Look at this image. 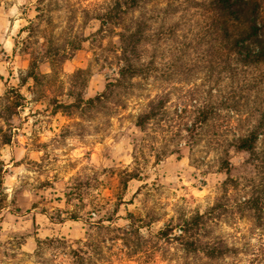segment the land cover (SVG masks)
Listing matches in <instances>:
<instances>
[{
  "label": "clouds",
  "instance_id": "obj_1",
  "mask_svg": "<svg viewBox=\"0 0 264 264\" xmlns=\"http://www.w3.org/2000/svg\"><path fill=\"white\" fill-rule=\"evenodd\" d=\"M93 0H0V174L6 178L0 180V198L11 201L17 191L25 183L35 187L38 182L47 178L52 167L58 172H64L72 160L70 155L72 140L76 138L82 143L91 145L99 134H88V117L76 124L65 126L61 132H56L50 123L51 113L39 107L42 103L43 89L37 81L55 80L57 70L55 66L49 67L47 72L38 67L23 64L22 53L26 47H35L33 28L41 22H51L57 32H68L76 24L75 12L81 4H88ZM110 7L106 9L101 21L105 24L118 13L127 12L132 7H138L135 13L138 20L129 35L137 32L143 33L145 39L159 41L160 37L171 36L175 38L177 28L184 29L185 35L191 33L190 39H196L199 32L193 31L190 23L197 16L194 6L201 9L218 8L220 0H109ZM117 5L119 7H117ZM242 11L238 14L226 13L223 17L229 27L231 39L229 46L235 51V56L225 62L229 75L218 77L216 83L207 88V96L202 95L207 81L200 75L204 65L193 63L188 67L184 55L191 44L186 45L182 54H175L170 49H162L156 43L148 58L138 56L132 58L130 64L124 65V75L117 74L109 79L113 83L119 79L122 83L129 77L140 74L152 80L135 81L136 87L145 86L143 95L145 100L132 105L129 117L134 124L145 128L160 108V102L165 90L173 93L168 101L171 108L176 102V96L181 95L164 80L183 78L191 81L189 96H195L201 102V119L206 120L210 112H223L232 123L227 125L223 132L222 145L225 153L231 149L245 151L248 160L255 163L261 161L256 175L264 180V151H257V145L264 142V0H239ZM29 9L31 14H29ZM200 15H204L203 12ZM7 23H4V22ZM210 21L205 18L200 23L202 29ZM247 27L243 30L240 25ZM99 27V23L93 26ZM200 49L197 47V52ZM21 59L18 61L17 57ZM204 59L203 56L200 57ZM6 61V63L4 62ZM240 65H248L256 69L252 76L244 74ZM239 71V75L237 74ZM183 74L182 76L180 74ZM160 89V92H154ZM50 99V98H49ZM109 100L123 103L113 93V87L107 83L105 87L92 95L83 94L79 89H72V95L61 99L57 105L62 111L71 114L79 111L82 115L93 108L105 111V119L111 114L105 108ZM199 107V105H198ZM132 139L127 142L123 154L116 163L124 172L126 180H132L128 195L124 197L123 212L118 214L116 222L112 225L120 228H132L138 236L147 241L152 235L151 225L155 223L156 229L169 238L189 231L194 225L205 218L208 209L197 207L198 198L192 203L182 199L183 192L177 189L187 188L185 180L191 181L195 177L197 187L200 184V173L210 170L216 163L218 145L209 137L194 136V131L185 129L180 137L174 140H165L163 137L155 144L154 154L143 163L139 160V148L143 143L132 131L127 133ZM5 136L8 143H5ZM143 141L152 147L153 135L145 132ZM48 146L44 151L39 148ZM37 150L36 157L31 154ZM185 149L188 151L185 152ZM181 157L182 167L175 169L176 157ZM49 157H52L50 160ZM60 164H56V160ZM79 159H82L80 157ZM90 166L95 161H86ZM224 163L231 167V161L225 156ZM179 171L174 184H169L167 177ZM143 172V176L138 173ZM225 181L231 182L228 176ZM137 189L140 194L136 196V203L129 206L127 201ZM212 186L209 185L211 191ZM209 191V195H210ZM149 200L151 203L149 204ZM251 201V202H250ZM246 207L256 208L255 225L247 232L237 234V230L227 227L219 228L214 233H205L209 239L205 241L207 250L211 254L219 251H243L246 255L240 257L243 264H264V197L245 200ZM213 201L209 200V206ZM133 213L129 218L127 213ZM138 214L145 215V224L135 223ZM100 219L94 213L92 223ZM231 222V221H230ZM23 231L17 226L11 233L5 231L0 235V264H51L54 259L52 252L45 250L42 245L33 247L20 240L18 233ZM204 240V236L200 237Z\"/></svg>",
  "mask_w": 264,
  "mask_h": 264
},
{
  "label": "rangeland",
  "instance_id": "obj_2",
  "mask_svg": "<svg viewBox=\"0 0 264 264\" xmlns=\"http://www.w3.org/2000/svg\"><path fill=\"white\" fill-rule=\"evenodd\" d=\"M108 3L109 0H93L91 3L81 4L76 9L74 16L76 24L71 31L57 32L52 28L50 21L41 22L38 27L33 28L35 47L28 46L23 51L24 65H28L33 52L45 44L44 37H52L54 42L62 43L67 52L64 56L68 57L55 65L57 70L55 80L37 83L43 89L42 103L38 106L51 113L50 123L56 132H61L65 126L76 124L88 117L89 119L85 121L88 128L84 131L89 135L93 132L99 134V139L87 145L73 138L70 151L72 160L66 171L58 172L52 167L47 178L38 182L35 187L25 183L11 201L0 198V235L5 231L11 233L19 226L23 229L18 233L21 241L33 247L42 245L45 250L52 252L54 259L51 264H243L240 257L246 253L242 250L228 251L224 256L215 258H208L200 251L187 252L182 247L179 233L169 238L156 229L155 223L151 225L152 235L147 241L142 240L132 228L112 226L118 214L124 210V197L128 195L132 184V180L123 184L124 172L116 163L125 151L127 142L132 139L126 134L132 131H135L144 145L139 148V160L142 163L150 155L152 159H156L154 147L162 137L165 140H174L180 137L183 130L192 127V124L195 125L193 138L202 134V138L209 137L219 146L216 163L210 170L200 173L202 187H197L193 177L191 181L185 180L189 187L177 189L178 192H183L181 198L186 203L189 197L192 203L202 198L197 207L208 209L205 213L206 219L202 218L199 231V236H204L203 245L209 239V235L205 233H214L225 225L237 230L238 235L255 225L256 210L246 207L243 201L254 195L253 192L257 190H260V196L264 197V180L256 175L259 168L258 160L253 163L248 160L245 151H237L234 148L228 153L224 152L222 135L232 121L227 119L222 111L215 110L203 121L201 119L203 105L195 96L188 95L192 88L190 80L173 78L163 81L165 85H170L187 98L177 95L174 106L170 108L168 101L172 99L173 93L165 90L164 95L167 96L165 112L148 122L145 128H140L129 119L132 115L130 107L146 99L143 95L145 86L138 88L135 83L131 93H125L124 88H113L114 95L123 103H115L113 107V101L109 100L105 108L111 114L107 119L104 110L93 108L82 115L79 111L69 114L57 107L61 99L72 95V89H79L83 94L92 95L104 88L106 83L113 82L109 78L117 75L115 50L119 45L118 38L109 30L93 27L99 23L94 17L100 14ZM194 10L197 16L193 17L190 23L193 31L201 32L200 23L205 18L200 13L203 11L197 6H194ZM186 30L187 26L184 29L177 28L175 38L169 36L165 39L162 36L159 41L149 39L146 58L156 43L162 49H170L177 55L182 54L186 45L191 44L192 47L187 48V53L191 55H184V60L188 67L193 63L204 65L203 69L198 71L207 81L205 91L201 93L207 96V88L214 85L218 77L229 73L221 71L220 55L208 51L210 48L208 39H190L191 33L187 36L184 34ZM82 37L84 39L80 41ZM74 43L78 44L79 48L71 49ZM197 47L200 49L199 52ZM62 53L63 51L59 54ZM201 56L204 57L203 60L200 59ZM20 59L18 56L17 60ZM37 67L47 72L51 67L49 59L40 61ZM78 69L83 70V73L73 76ZM243 72L252 76L256 69L248 66ZM237 74H240L239 71ZM143 79L152 80L153 77L139 78L136 81ZM154 92L159 93L160 89L154 88ZM145 132L153 135L151 148L143 141ZM46 147L48 146L41 147L38 151H44ZM262 150L264 142L257 145V151ZM186 151L188 149H185ZM31 155L36 157L37 150L34 149ZM173 156L176 157L173 167L179 169L182 167V157L175 151ZM225 156L231 161V167L225 165ZM80 157L82 159H79ZM88 160L95 161V164L90 166L86 162ZM56 164H60L59 159L56 160ZM138 176L142 177L143 172L138 173ZM177 176L179 171L170 174L167 177L168 183L174 184ZM225 176H228L231 182L225 181ZM5 178L0 174V180ZM209 185L212 186L211 191ZM138 194L139 189L132 193L127 201L129 206L136 203ZM210 199L213 201L211 208ZM94 213L98 214L100 219L92 223ZM127 215L129 218L133 217L131 212ZM145 215L138 214L135 223L143 226Z\"/></svg>",
  "mask_w": 264,
  "mask_h": 264
},
{
  "label": "trees",
  "instance_id": "obj_3",
  "mask_svg": "<svg viewBox=\"0 0 264 264\" xmlns=\"http://www.w3.org/2000/svg\"><path fill=\"white\" fill-rule=\"evenodd\" d=\"M110 6H111L110 3H108L107 7L103 8L102 12L100 14H97V16H95L94 18H96L99 22V29L109 30L111 33L115 34L118 38L119 45L118 48H116L115 50L117 55L116 57L117 64H118L117 74L123 76L124 65L130 64L132 58L138 56H144V58L147 59L146 53L148 50L149 39H145L143 37V33L141 32H137L132 35H129V33L132 31L133 26L136 24V21L138 20V17H136L135 15V13L139 10L138 7L134 6L130 8L127 12L118 13L117 15L111 17V19L107 24L103 23L101 21V17L104 15L106 9ZM117 7L119 6L117 5ZM202 11L204 13L203 15L204 18H207L208 21H210V24H205L203 26L202 31L199 32V36L197 38L208 39L207 42L210 47L208 51H210V53L213 52V54L215 53L220 55L221 71H226L227 73H229L228 69L225 67V62L235 56V51L229 46V41L231 39V36L229 35V27L226 21L224 20L223 16L226 13H231L233 15L240 13L242 9L239 6V0H220V4L218 5V8H209L206 10L202 9ZM261 14L264 15V12H262ZM246 27L247 26L245 24L240 25L241 30L245 29ZM44 39L46 41L45 44L42 45L41 47H38V49L33 52L29 64H32L37 67L40 61L49 59L50 65L55 66L61 63L65 58H68L67 56H64L65 54H67V52L65 51L66 47L63 48L62 43L58 44L56 43V41L54 42L52 37H44ZM83 39L84 37H82L80 41H82ZM80 41L78 42V44H80ZM69 43L71 44L72 42ZM78 44L74 43V45L71 46V49L79 48L77 46ZM62 51L63 53L59 54ZM240 66L241 69H245L248 67V65H240ZM81 73H83V70L78 69L73 73V76L80 75ZM139 78L141 79L145 77L140 74H136L135 76L129 77L126 82L122 83L119 79H117L114 83L109 82L108 85L112 86L113 88L114 87L122 88V89L124 88L126 89L124 90L125 93H131L136 79ZM38 82L40 81L38 80L37 83ZM166 102H167V96L163 95L160 102V108L157 110V113L152 120L160 117L165 112ZM150 121L151 120H149L148 122ZM194 126L195 125L192 124V127H188L186 129L194 130ZM5 143H8V137L5 138ZM258 164L260 167L261 161L258 160ZM127 181L128 180L124 179L123 184L125 185ZM259 191L258 190L254 191L253 193L255 194L245 198V200L248 198L254 200L257 197H261ZM245 200L243 201V203L245 202ZM248 208L252 210H256L255 207H248ZM201 224H202V218L199 224L194 225L189 231L179 235L183 249H185L187 252H194V253L200 251L208 258L224 256L227 252L219 251L216 252L215 254H211L207 250V244L205 243L203 245V241L200 239L199 236Z\"/></svg>",
  "mask_w": 264,
  "mask_h": 264
}]
</instances>
